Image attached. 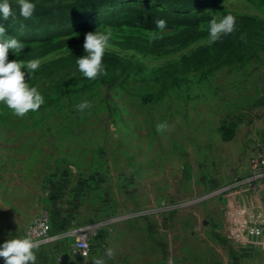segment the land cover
Instances as JSON below:
<instances>
[{"label":"rangeland","instance_id":"1","mask_svg":"<svg viewBox=\"0 0 264 264\" xmlns=\"http://www.w3.org/2000/svg\"><path fill=\"white\" fill-rule=\"evenodd\" d=\"M135 5L171 13L163 32L159 18ZM229 13L264 23V0L181 11L157 0H114L87 17L40 27L0 19V40L25 44L10 61L41 59L26 82L45 98L25 117L0 104V245L48 213L55 233L102 223L108 248H118L107 264H163L167 251L173 264H221L246 246L232 210L240 189H225L240 164L264 156L254 129L264 121V25L234 49L229 37L210 42L208 21ZM100 27L112 30L104 58L115 61L89 80L76 59L85 55L86 34ZM196 52L202 62L192 60ZM200 63L207 65L197 69ZM82 101L90 106L79 111ZM161 122L164 133L156 130ZM120 216L127 218L113 222Z\"/></svg>","mask_w":264,"mask_h":264},{"label":"clouds","instance_id":"2","mask_svg":"<svg viewBox=\"0 0 264 264\" xmlns=\"http://www.w3.org/2000/svg\"><path fill=\"white\" fill-rule=\"evenodd\" d=\"M16 3L19 6L20 16L25 19L33 17L36 10L34 0H16ZM16 15L10 0H0V19H15ZM166 26V20L158 19L156 21V27L161 32ZM235 29L236 17L233 14L214 15L208 21L209 41L214 43L222 36L233 33ZM4 33V27L0 26V36H3ZM111 39L112 30L110 28L100 27L95 32L86 34L83 45L85 55L76 59L78 70L85 78L96 80L100 76L107 75L103 59L111 47ZM24 49V42L16 37L0 40V104L6 106L18 117H25L30 111H38L45 103V98L38 88L26 82V77L31 78L32 74L39 70L42 64L41 59L9 60L10 52L19 57ZM89 106L88 101H82L76 107L77 110L83 111ZM167 129V122H161L156 126L159 133H164ZM42 243V240L34 239L31 236H11L0 245V258H3L4 264H37L36 250ZM112 255L113 250L106 249L105 256L110 258ZM94 264H107V262L101 257L95 259Z\"/></svg>","mask_w":264,"mask_h":264},{"label":"built area","instance_id":"3","mask_svg":"<svg viewBox=\"0 0 264 264\" xmlns=\"http://www.w3.org/2000/svg\"><path fill=\"white\" fill-rule=\"evenodd\" d=\"M251 175L235 181L230 187L239 189H248L258 187V184L264 182V156L259 154L254 157L251 162ZM257 193V192H256ZM254 213V214H253ZM250 213L249 209L245 206H239L237 209V221L239 233L247 245H261L264 244L261 240L264 237V226L258 222V218L264 215V208L254 209ZM251 214L249 220L248 215ZM127 216H120L115 218L113 222L121 221ZM72 230L69 232L55 233L54 223L52 217L48 213L39 215L33 223L28 226L21 235L31 236L34 239L42 240L41 247H50L59 241L68 242L69 257L59 258L57 264H94L93 252L97 247H105L104 236L101 232L103 229L102 223H93L90 225H80L74 223ZM72 238V240H70ZM168 264H172L169 260Z\"/></svg>","mask_w":264,"mask_h":264},{"label":"trees","instance_id":"4","mask_svg":"<svg viewBox=\"0 0 264 264\" xmlns=\"http://www.w3.org/2000/svg\"><path fill=\"white\" fill-rule=\"evenodd\" d=\"M114 0H34L36 3V10L32 18L25 19L19 15V6L13 3L12 7L17 15L15 19L3 20V22L16 25L18 27H40L61 25L70 22L79 17H87L104 7L105 4ZM159 3L169 6L175 11H181L192 7L193 5H207L218 4L220 0H157ZM133 9L139 13L159 18L169 19L171 13L160 11L156 7H148L146 5H135ZM236 29L233 33L226 35L231 39L230 48L234 49L236 44L242 38L253 39L257 35V28L264 25L263 22L251 16H235ZM248 32L246 35L245 32ZM202 53L196 52L192 60L202 62ZM113 57H105L104 64H108L113 68ZM207 64L200 63L197 69L205 67Z\"/></svg>","mask_w":264,"mask_h":264},{"label":"crops","instance_id":"5","mask_svg":"<svg viewBox=\"0 0 264 264\" xmlns=\"http://www.w3.org/2000/svg\"><path fill=\"white\" fill-rule=\"evenodd\" d=\"M254 129H256L257 131L259 130L258 135L261 138H264V121H256L254 123ZM240 132H241V130L239 129L236 132V135ZM256 134L251 133L249 136L251 138H253ZM256 144L262 145L263 146L262 151H264V139H263L262 143L257 141ZM254 151L256 152L257 150L254 149ZM250 175H251V166H250L249 162L243 164L242 166L240 164L238 166V171H236V173L233 177V182H235L239 179H244ZM261 183H259L258 187H256V188L261 187L262 186ZM236 195H237V198H235V200L233 202L234 207H232V210L234 211L236 217H237L238 205L241 207L242 206L247 207L249 209L250 213H253L254 209L264 208V185L258 190L257 193L252 191L251 193L246 195L245 189L243 188V189H240V191L237 192ZM245 195L248 198V199H246L247 201L244 198ZM260 218L264 219V215H261L258 219H260ZM237 225H238V223H237ZM117 230L119 231V233L123 232L122 229H121V231L119 229H117ZM103 235H105V234H103ZM240 237H241V235H240ZM115 239H116V237H115ZM261 240L264 243V237H262ZM104 242H105V247H97L94 250V252H93V263H94V260L97 258H101V257L105 258V251H106V249H108V245H109L108 237L106 235L104 236ZM117 250H118V248H116L113 245V256H115V257L118 256ZM167 252H168V254H167V257H166L165 262L163 264H168V261L172 259L171 255L169 254V251H167ZM134 253L136 254V252H134ZM36 255H37V264H57L58 259L62 258V257L66 258V261H68L69 246H67L65 249H62V248L56 247V246L41 248V249L36 250ZM133 258H134V255H133ZM0 264H4L3 258H0ZM67 264H70V262H68ZM221 264H264V244H261V245H247L246 244L245 247H242L241 249H239L237 251L235 250L233 252H228L227 255H224Z\"/></svg>","mask_w":264,"mask_h":264}]
</instances>
